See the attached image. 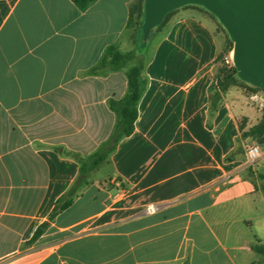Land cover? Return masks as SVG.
Instances as JSON below:
<instances>
[{"label":"crops","instance_id":"obj_1","mask_svg":"<svg viewBox=\"0 0 264 264\" xmlns=\"http://www.w3.org/2000/svg\"><path fill=\"white\" fill-rule=\"evenodd\" d=\"M137 1L0 0V264H264L249 234L264 223V175L242 138L264 94L232 85L212 98L227 34L196 7L178 8L153 50L136 51L147 86L134 131L102 164L113 184L93 172L54 214L114 133L126 67L101 63L110 46L134 50Z\"/></svg>","mask_w":264,"mask_h":264},{"label":"trees","instance_id":"obj_2","mask_svg":"<svg viewBox=\"0 0 264 264\" xmlns=\"http://www.w3.org/2000/svg\"><path fill=\"white\" fill-rule=\"evenodd\" d=\"M80 8L86 9L92 2L95 0H73ZM145 2L146 0H138L131 8V15L129 25L134 27H139L142 31V24L145 16ZM185 7H196L201 9L211 15L213 18L218 21L220 29L227 34V47L225 50H231V47L228 49V45L233 41L224 27L215 14L209 11L202 5L198 4H188ZM177 9L169 12L163 19V21L156 27L153 28V31L163 26L168 17L173 14ZM223 52V51H222ZM222 52L218 55L219 59L222 56ZM134 63L130 65V62ZM102 66L109 65L112 69L118 70L123 67H126V76L128 80V90L119 103V120L116 124L114 133L110 139L104 143L100 149L91 154L88 158L82 161L80 174L76 178L75 182L68 189L66 194L62 197L60 202L55 206L54 214L59 210H63L68 207L78 194L83 191L88 185L93 183L92 174L99 167L109 161L110 153L115 149L117 142L125 136L130 135L135 128V121L138 117V105L139 101L146 89L147 81L144 76L145 68V56H138L136 50H130L126 52L120 51L116 46H110L107 52V55L104 57L101 63ZM232 85H244L249 87L252 91L256 92L259 87H253L250 83L242 80L239 75L237 68L231 66L227 68L224 78L218 83H213L212 85V98L216 99L219 96L218 88L226 91ZM215 89V90H214ZM242 138L246 140H256L260 144H264V109L263 115L258 123L254 124L249 128H245L242 125ZM243 151V144L240 140L238 147V152ZM41 232V229L36 232L38 235ZM256 251L264 254V246L262 244H257L255 246Z\"/></svg>","mask_w":264,"mask_h":264},{"label":"water","instance_id":"obj_3","mask_svg":"<svg viewBox=\"0 0 264 264\" xmlns=\"http://www.w3.org/2000/svg\"><path fill=\"white\" fill-rule=\"evenodd\" d=\"M188 4L202 5L217 16L234 43L239 77L264 90V0H146L144 39L169 12Z\"/></svg>","mask_w":264,"mask_h":264},{"label":"rangeland","instance_id":"obj_4","mask_svg":"<svg viewBox=\"0 0 264 264\" xmlns=\"http://www.w3.org/2000/svg\"><path fill=\"white\" fill-rule=\"evenodd\" d=\"M128 32H131L130 30H128ZM155 41H156V38H155V35H153V30H152V33L150 35V37L145 40L144 39V35H143V32L140 30L139 32H137L136 34V37L134 39V43L132 44V49L136 50L137 52H140V53H145L146 51H152L153 48H154V45H155ZM229 47H231V50H224L222 52V56L216 60V63L213 67V75H214V82L215 83H218L220 80H222L224 78V74L227 70V68H230L231 66H234V63H233V57H232V60L230 59V62H227L226 60V56L227 55H230L231 52H233V47H234V43L233 44H229L228 45V49ZM251 86L254 87V85L251 84ZM257 87V86H255ZM260 88V87H259ZM258 93V96L261 98L262 94H264V90L261 88V89H257L256 91ZM260 101V99H257ZM256 100V101H257ZM254 101V102H256ZM258 101V102H259ZM256 104V103H255ZM252 142H255V143H259L258 141L256 140H249V143H252ZM260 148V151L261 153H263L264 151V148L263 146H259ZM252 166L254 168H257L258 171L264 175V157L262 158L261 156L252 164ZM111 167L107 164H104L102 166L99 167V169L96 170L95 172V175H94V179H98V181H101V183H103L106 187L112 185V181L110 179H105V175L109 172H111ZM264 177V176H263ZM260 188L259 190L260 191H263L264 192V178H262V180H260ZM256 222V221H255ZM249 234L250 236H252V238L254 239V250L255 249V246L257 244H262L264 246V241H262V243L260 242V240L257 238H255V236H258V237H262L263 240H264V223L262 226H259L257 223H255L254 226H252L251 229H249ZM258 252V251H256ZM260 253V252H259ZM261 255V258L264 257V254L260 253ZM262 260V259H261ZM260 260L256 261V264H260Z\"/></svg>","mask_w":264,"mask_h":264},{"label":"built area","instance_id":"obj_5","mask_svg":"<svg viewBox=\"0 0 264 264\" xmlns=\"http://www.w3.org/2000/svg\"><path fill=\"white\" fill-rule=\"evenodd\" d=\"M230 59L232 60V52L230 53V55L226 56L227 62H230ZM246 156L248 163L253 164L261 156L259 145L255 142L247 143ZM150 210H154V206H151Z\"/></svg>","mask_w":264,"mask_h":264},{"label":"bare ground","instance_id":"obj_6","mask_svg":"<svg viewBox=\"0 0 264 264\" xmlns=\"http://www.w3.org/2000/svg\"><path fill=\"white\" fill-rule=\"evenodd\" d=\"M234 53L232 52V57H233Z\"/></svg>","mask_w":264,"mask_h":264}]
</instances>
